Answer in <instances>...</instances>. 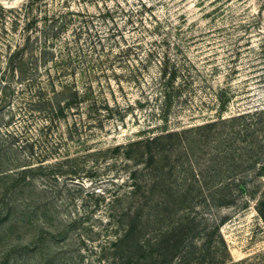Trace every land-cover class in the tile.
Masks as SVG:
<instances>
[{
    "label": "rangeland",
    "instance_id": "obj_1",
    "mask_svg": "<svg viewBox=\"0 0 264 264\" xmlns=\"http://www.w3.org/2000/svg\"><path fill=\"white\" fill-rule=\"evenodd\" d=\"M29 2L5 0L0 8ZM37 7L43 13L32 41L38 50L49 42V60L63 46L88 53L96 42L124 38H139L140 55L156 48L176 57L180 48L198 85L172 127L219 113L231 119L184 137L173 176L157 188L151 183L162 168H143L145 188L133 199L126 177L135 165L114 149L157 123L150 108L108 122L90 153L72 142L58 149L65 123L48 132V115L30 101L35 90L3 82L8 46L23 43L24 20L15 30L0 10V264H264V0H41ZM139 97L136 88L117 96L122 105ZM67 151L74 161L58 165ZM147 198L148 210L132 222Z\"/></svg>",
    "mask_w": 264,
    "mask_h": 264
},
{
    "label": "trees",
    "instance_id": "obj_2",
    "mask_svg": "<svg viewBox=\"0 0 264 264\" xmlns=\"http://www.w3.org/2000/svg\"><path fill=\"white\" fill-rule=\"evenodd\" d=\"M40 1L31 0L19 10L0 8L5 24L7 14L12 15L8 19L15 30L22 27L24 20L23 43L19 42L14 47L8 46L7 68L10 71L3 73L5 81H2L8 86L13 81L22 90L27 86L35 90L36 96L31 95L30 101L32 105L37 106V111L42 110L48 115L49 126L45 128L48 132L59 130L57 123H65V131L58 149L63 146L66 150L69 146L67 142H72L83 149L82 151L90 153L93 146L89 142L106 129L108 122H125L130 114L137 116L135 108H150V123L155 121L158 124L147 126L148 130L143 135H138L114 149L122 154L123 161L135 165L126 177V182L131 183L128 185L129 189L131 188L128 196L134 199L145 188L138 182L143 168H162V176L156 177L151 183L157 184L156 188L173 176L174 154L185 147L184 137L195 132H212L218 125L223 126L231 119L224 118L219 113L220 116L215 121L209 120L196 126L172 127V120L195 99L198 85V82L194 79L192 81L191 78L195 66L190 60L179 55L180 48H176V57L167 50L159 54L156 48L145 50L144 54L140 55L143 44L139 42V38H133L131 41L124 38L122 42L113 40L108 46L96 42L90 47L92 50H87L88 53L82 47L75 48L73 52L68 46H63L59 56L49 54L50 58L52 57V60H49L46 51L53 50V47L49 46L48 42L38 50L31 36L43 13L41 8H36ZM141 8L142 11L137 12L139 16L146 12V5L142 4ZM130 17L129 23L135 24L133 15ZM47 20L46 18L45 21ZM164 42L167 43V40ZM89 53L93 55L89 56ZM82 60L84 61L81 62ZM43 62L55 63L54 70H41L39 66ZM95 67L100 70L94 69ZM154 71L155 73H152ZM44 77L45 84L41 82ZM129 88L140 91V97L136 102L122 105L117 96L121 94L125 97ZM38 107L41 110H38ZM69 115L72 116V122L69 121ZM64 161L58 165L74 161H70L68 151L64 155ZM160 163L163 165L160 166ZM166 170L168 173L164 172ZM115 201H118L117 198ZM148 203L147 198L135 208L134 217H130L132 222L142 218L148 210ZM162 206L160 203L157 205L159 210ZM258 214L264 222V200L259 202Z\"/></svg>",
    "mask_w": 264,
    "mask_h": 264
},
{
    "label": "clouds",
    "instance_id": "obj_3",
    "mask_svg": "<svg viewBox=\"0 0 264 264\" xmlns=\"http://www.w3.org/2000/svg\"><path fill=\"white\" fill-rule=\"evenodd\" d=\"M0 3H5V0H0Z\"/></svg>",
    "mask_w": 264,
    "mask_h": 264
}]
</instances>
